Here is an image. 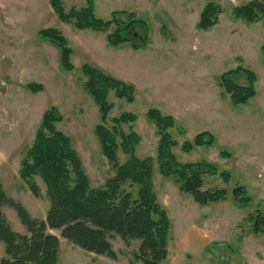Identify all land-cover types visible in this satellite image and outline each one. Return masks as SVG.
<instances>
[{"label": "rangeland", "instance_id": "374dc122", "mask_svg": "<svg viewBox=\"0 0 264 264\" xmlns=\"http://www.w3.org/2000/svg\"><path fill=\"white\" fill-rule=\"evenodd\" d=\"M251 0H95L94 13L109 19L113 11L135 12L146 20L149 44L134 49L126 43L108 45L107 34L75 29L54 12L50 0H0V185L7 196L19 200L33 217L45 219L49 208L46 188L36 197L20 176L22 160L32 145L44 112L55 107L63 120L56 127L68 135L79 154L92 187H102L114 174L95 135L100 111L85 88L83 64H90L131 84L135 99L128 102L108 93L113 104L110 119L130 112L137 116L120 129L140 136L135 148L139 158L153 157V189L171 221L169 251L193 259L201 253L206 264H264V233L254 234L249 213L264 214V23L247 24L233 15L235 7ZM208 2L222 12L208 30L197 24ZM85 0H63L65 10L80 8ZM45 28H56L72 49V71L60 67L59 50L39 36ZM245 67L256 75V95L247 104L233 105L229 94L219 86L222 73ZM246 84L244 76L237 78ZM39 83L42 91L32 92L28 83ZM155 108L174 118L169 130L179 142L173 149L181 163L207 161L227 172L226 183L219 174L204 177L203 190L225 188L227 199L206 206L190 194L179 191L173 179L163 177L156 161L159 135L147 112ZM214 137L208 147L190 152L180 145L200 132ZM228 154L222 157L221 153ZM120 163L128 156L118 149ZM245 187L251 202L240 207L232 199L235 185ZM3 213L15 231L25 233L16 211L4 206ZM60 240V264H142L132 253L139 241L130 245L119 236L111 239L117 253L113 260L82 250L50 230ZM188 236L189 241L185 240ZM4 246L0 241V260Z\"/></svg>", "mask_w": 264, "mask_h": 264}, {"label": "trees", "instance_id": "16d2710c", "mask_svg": "<svg viewBox=\"0 0 264 264\" xmlns=\"http://www.w3.org/2000/svg\"><path fill=\"white\" fill-rule=\"evenodd\" d=\"M94 1L85 0L84 6L68 11L63 6V0H50V4L58 17L75 29L106 33L111 30L107 34L110 46L119 47L128 43L134 49H140L149 44L146 20L128 11H113L109 19L99 18L94 13ZM221 12L219 5L208 2L200 13L198 28L208 30L216 25ZM233 15L247 24L264 23V0H251L235 7ZM39 36L58 48L62 70L72 71V49L61 31L45 28L39 31ZM261 51L264 65V45ZM81 69L87 77L85 88L100 111L95 135L114 174L102 187H92L70 137L56 127L63 120L62 115L55 107L46 110L33 143L22 160L20 176L36 197H41V190L35 177L41 178L49 202L47 215L45 219L33 217L19 200L7 196L0 185V241L4 246L0 264H60V240L50 230H59L62 238L82 250L113 260L117 259L111 243L114 236H119L127 245L136 240L139 241L138 248L132 253L135 261L167 264L171 221L153 189L154 158H139L135 148L140 136L133 130L126 133L120 129L122 124L134 122L137 116L130 112L122 113L110 119L113 125L108 127L113 108L108 101V93L114 90L117 97L133 102L135 89L90 64H83ZM239 76L245 77L246 84L238 83ZM255 81L256 75L252 70L239 66L222 73L219 86L229 94L233 105H244L256 95ZM27 87L32 92L43 90V86L35 82L28 83ZM147 117L159 135L156 161L160 174L173 179L179 191L190 194L199 205L226 200L228 191L225 188L203 190V184L206 175L215 174L227 183L229 174L218 173V169L207 161H178L173 149L179 146V142L169 132L175 126L174 118L155 108L148 110ZM213 142L214 137L203 131L193 140L184 141L180 148L190 152L196 147H208ZM119 148L128 156L124 163L119 161ZM227 155L221 153L222 157ZM231 194L234 203L240 207L251 202L242 185H235ZM4 206L16 211L25 233L12 228L2 211ZM245 221L250 223L252 233H264V214L260 210L249 213Z\"/></svg>", "mask_w": 264, "mask_h": 264}, {"label": "crops", "instance_id": "0c3cea01", "mask_svg": "<svg viewBox=\"0 0 264 264\" xmlns=\"http://www.w3.org/2000/svg\"><path fill=\"white\" fill-rule=\"evenodd\" d=\"M94 4H95V1H94ZM93 32L98 33L96 31H93ZM185 240L189 241L188 236L185 238ZM200 254L201 253L199 254L197 253V255L193 259H187L183 257V255L177 254L176 257H174V260H172V264H206L204 258H202V255ZM170 257H171V253L169 251L168 261Z\"/></svg>", "mask_w": 264, "mask_h": 264}]
</instances>
